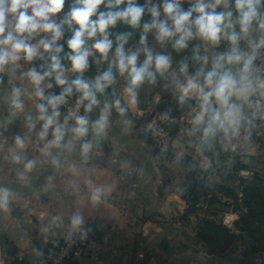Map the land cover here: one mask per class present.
<instances>
[{
    "label": "clouds",
    "instance_id": "9594fccd",
    "mask_svg": "<svg viewBox=\"0 0 264 264\" xmlns=\"http://www.w3.org/2000/svg\"><path fill=\"white\" fill-rule=\"evenodd\" d=\"M145 85L186 112L182 134L201 155L250 143L264 123V0H0V151L21 180L58 171L77 147L87 161ZM17 120L23 131L4 135ZM12 196L0 184V210Z\"/></svg>",
    "mask_w": 264,
    "mask_h": 264
},
{
    "label": "crops",
    "instance_id": "0c3cea01",
    "mask_svg": "<svg viewBox=\"0 0 264 264\" xmlns=\"http://www.w3.org/2000/svg\"><path fill=\"white\" fill-rule=\"evenodd\" d=\"M122 85L121 81L118 87ZM143 115L138 105L125 117L113 113L102 148L94 150L87 161L80 158L77 147L58 171L41 164L25 180L0 151V184L13 191L7 211L0 210V228L14 243L16 256L28 264H46L44 250L61 238L71 218L79 214L95 238L97 254L68 264H264V253H252L248 238L223 253H211L196 231L202 216L190 213L182 219L187 209L185 173L194 166L208 169L213 153L201 155L189 146L187 137L179 147L176 141L170 146V161L160 162L156 147L145 135ZM18 131H23L21 120L3 134ZM173 131L174 138L182 134L177 124ZM179 153L187 156L180 158ZM215 155L219 157L216 166L223 164L227 170L211 174V180H225L228 175L232 180L234 174L251 176L257 170L264 176V123L257 121L250 143L241 137L234 151L218 145ZM28 156H39L35 147H29ZM176 160L187 167L174 174ZM73 164L75 173L69 167ZM96 187L106 193L99 203L91 200ZM231 215L235 221L239 217L238 211ZM0 264H6L1 241Z\"/></svg>",
    "mask_w": 264,
    "mask_h": 264
},
{
    "label": "trees",
    "instance_id": "16d2710c",
    "mask_svg": "<svg viewBox=\"0 0 264 264\" xmlns=\"http://www.w3.org/2000/svg\"><path fill=\"white\" fill-rule=\"evenodd\" d=\"M175 58L179 59V57ZM152 88L150 92L147 91L146 85L141 89L138 104L139 109L144 112L141 122L145 125L146 136H149L147 123L156 113L162 114L164 111L171 110V116L174 118L186 114L184 110L177 107L170 94H164L160 85L152 86ZM157 93L161 94L159 102H155L153 98ZM174 125L176 124L170 123L171 128ZM172 134L174 137L176 132L172 131ZM154 152L160 162H168L173 158L170 146L166 149L156 148ZM209 155L213 161L212 166L205 170L194 166L191 171L185 173L184 199L186 203L191 202V205L187 206L186 214L182 219L187 218L190 213L202 216L196 231L211 253H223L243 238L251 241L252 253H264V176L257 170L253 171L251 176L234 174L232 180L228 178L229 175L225 180L218 182L211 180L209 179L211 174L216 171L224 172L227 169L223 164L216 166L218 156L214 153ZM182 165L187 167L185 162H182ZM235 211H238V219L231 226L225 225L224 214ZM208 215L216 218H209ZM235 230H238L240 234ZM91 235L93 236L92 232ZM0 241L6 264H28L12 252L14 243L5 233H0Z\"/></svg>",
    "mask_w": 264,
    "mask_h": 264
},
{
    "label": "built area",
    "instance_id": "2783aa9c",
    "mask_svg": "<svg viewBox=\"0 0 264 264\" xmlns=\"http://www.w3.org/2000/svg\"><path fill=\"white\" fill-rule=\"evenodd\" d=\"M160 117L159 114L153 116L148 123L147 131L155 147L166 149L173 144V128L170 127V120H161ZM189 205L191 202L187 203V206ZM231 213H225L223 219ZM96 254V242L89 229L84 225L76 229L70 226L59 240L47 246L42 259L46 264H65L83 257H96Z\"/></svg>",
    "mask_w": 264,
    "mask_h": 264
},
{
    "label": "rangeland",
    "instance_id": "374dc122",
    "mask_svg": "<svg viewBox=\"0 0 264 264\" xmlns=\"http://www.w3.org/2000/svg\"><path fill=\"white\" fill-rule=\"evenodd\" d=\"M146 89H147V91L148 92H150V91H152V86H148V85H146ZM164 91V94H169L167 91H165V90H163ZM153 98H154V100H155V102H159L160 100H161V94H159V93H157V94H154V96H153ZM174 101H175V99H174ZM156 114H159V115H161V113H156ZM155 114V115H156ZM154 115V116H155ZM153 118V117H152ZM151 118V119H152ZM150 119V120H151ZM149 120V121H150ZM149 121H148V123H149ZM171 124L173 123V124H177L178 126H179V128H180V130H181V133H183V130L187 127V114H184V115H182V116H180V117H177V118H174V120H170L169 121ZM148 123H147V126H148ZM146 126V127H147ZM181 136V137H180ZM179 137H176V138H174L173 137V143H174V141H176V145H177V147H179L182 143H183V139L185 140L186 138H187V136L186 135H184V134H181ZM155 146V145H154ZM157 148V147H156ZM180 154V153H179ZM185 156H187V153H186V155L185 154H183V155H179V157L181 158V157H185ZM194 156V155H193ZM176 162V164H174L173 166H174V168L172 169V170H174V174L175 173H177V171L179 170V169H182L184 166H182V161H175ZM187 171V168H184V171H183V175H184V173ZM169 172H171V171H169V169H167V174H169ZM183 181H181V183H182ZM180 183V182H179ZM3 233V230L0 228V233Z\"/></svg>",
    "mask_w": 264,
    "mask_h": 264
},
{
    "label": "water",
    "instance_id": "95a60500",
    "mask_svg": "<svg viewBox=\"0 0 264 264\" xmlns=\"http://www.w3.org/2000/svg\"><path fill=\"white\" fill-rule=\"evenodd\" d=\"M105 70H106V67H105ZM113 75L114 76L117 75L115 69H113ZM7 79H8L7 76H5V78H4L5 84H7ZM186 161H187V159H186ZM234 222H235V216L234 215L229 214L224 218V224L227 226H231ZM91 228H92V226H91ZM14 251H15V247L12 248V252H14Z\"/></svg>",
    "mask_w": 264,
    "mask_h": 264
}]
</instances>
